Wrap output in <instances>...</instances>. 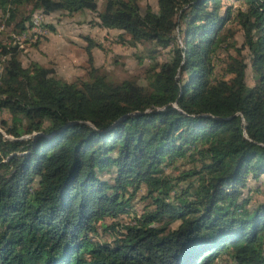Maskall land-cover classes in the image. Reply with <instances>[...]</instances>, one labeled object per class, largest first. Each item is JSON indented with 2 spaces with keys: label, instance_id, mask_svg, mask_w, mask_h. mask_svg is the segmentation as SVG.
Returning <instances> with one entry per match:
<instances>
[{
  "label": "trees",
  "instance_id": "16d2710c",
  "mask_svg": "<svg viewBox=\"0 0 264 264\" xmlns=\"http://www.w3.org/2000/svg\"><path fill=\"white\" fill-rule=\"evenodd\" d=\"M227 1L0 0L16 35L89 12L147 47L142 84L110 82L90 43L66 83L0 43V264H264V201L242 198L264 176V0Z\"/></svg>",
  "mask_w": 264,
  "mask_h": 264
},
{
  "label": "rangeland",
  "instance_id": "374dc122",
  "mask_svg": "<svg viewBox=\"0 0 264 264\" xmlns=\"http://www.w3.org/2000/svg\"><path fill=\"white\" fill-rule=\"evenodd\" d=\"M143 13L145 6L153 11L156 10L155 0H134ZM225 5L230 6L231 13L243 9L236 0H228ZM99 8V7H98ZM29 10V9H28ZM6 19L0 18V43L16 45L20 50L19 62L23 67L35 63L43 68L52 70L54 75L66 83H71L85 75L86 53L85 49L90 45L93 65L100 73L105 75L110 82H121L134 79L143 83V70L147 65L146 60H141L142 52L147 47L134 46L130 43L127 35L121 32L102 29L94 13L81 12L74 15L56 13L43 15L38 11L31 17L34 25L23 35H16L5 23ZM49 27L53 29L51 32ZM227 28L233 35L234 47L227 54L235 57L237 51L242 57L245 51H240L242 37L240 28L236 23H229ZM167 59L166 51L160 52L157 61ZM247 64L245 71V84L253 85V77ZM6 120L7 115L0 114V120ZM138 195L134 202V212L139 216L143 212L146 202L139 201ZM242 198L248 200V207L253 208L256 204L264 201V176L257 181L247 178ZM130 216L122 215L118 218L119 224L126 223ZM111 222L108 219L97 225L100 237L109 240L108 232H103Z\"/></svg>",
  "mask_w": 264,
  "mask_h": 264
},
{
  "label": "built area",
  "instance_id": "2783aa9c",
  "mask_svg": "<svg viewBox=\"0 0 264 264\" xmlns=\"http://www.w3.org/2000/svg\"><path fill=\"white\" fill-rule=\"evenodd\" d=\"M32 24V23H31ZM34 24V23H33Z\"/></svg>",
  "mask_w": 264,
  "mask_h": 264
}]
</instances>
